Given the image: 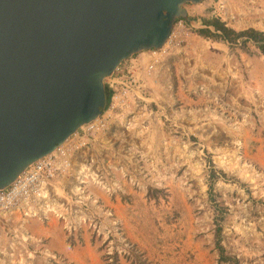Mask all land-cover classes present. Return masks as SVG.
<instances>
[{
  "label": "rangeland",
  "instance_id": "374dc122",
  "mask_svg": "<svg viewBox=\"0 0 264 264\" xmlns=\"http://www.w3.org/2000/svg\"><path fill=\"white\" fill-rule=\"evenodd\" d=\"M229 4L236 19L227 26L239 28L243 9L246 24L264 31V0ZM186 43L185 53L173 56L177 67L181 63L185 77L177 75L185 88L174 84L172 110L164 105L167 111L158 112L147 134L151 142L139 146L155 170L150 189L135 190L145 201L129 209L125 222L119 219L128 246L115 239L107 255L106 244L84 228L67 241L66 256L35 253L33 264H231L218 260L216 222L225 254L238 264H264V56L251 44L242 49L239 43H213L192 30ZM152 98H162L157 89ZM181 132L183 144H163ZM210 169L225 174L213 184V201L206 191ZM35 228L28 224L30 234ZM5 243L0 232V264L19 260L1 255ZM19 261L29 259L23 254Z\"/></svg>",
  "mask_w": 264,
  "mask_h": 264
},
{
  "label": "water",
  "instance_id": "95a60500",
  "mask_svg": "<svg viewBox=\"0 0 264 264\" xmlns=\"http://www.w3.org/2000/svg\"><path fill=\"white\" fill-rule=\"evenodd\" d=\"M199 1L0 0V188L99 115L103 78Z\"/></svg>",
  "mask_w": 264,
  "mask_h": 264
},
{
  "label": "built area",
  "instance_id": "2783aa9c",
  "mask_svg": "<svg viewBox=\"0 0 264 264\" xmlns=\"http://www.w3.org/2000/svg\"><path fill=\"white\" fill-rule=\"evenodd\" d=\"M232 9L229 0H211L208 14L228 25L236 19ZM189 36L188 23L178 17L165 42L159 48L147 49L150 59L139 53L123 60L106 76L108 96L103 111L81 124L53 151L29 163L9 185L0 188V232L7 242L1 255L20 260L26 254L29 259L26 264H33L35 253L56 257L30 234L28 224L32 219L46 222L55 218L67 241H75L84 228L89 229L106 244L107 255L113 253L110 245L113 240L124 241L119 218L110 207L102 205L94 189L108 198L124 194L125 183L133 190L150 189L148 178L155 169L151 158L139 146L151 142L147 134L158 112L163 111L165 104L171 110L173 106L152 98L144 76L157 77L165 70L169 79V59L185 53ZM170 125L177 127L174 122ZM183 137L181 132L162 142L183 144ZM123 245L128 246L125 242ZM19 260L5 263L2 260L1 264H25Z\"/></svg>",
  "mask_w": 264,
  "mask_h": 264
},
{
  "label": "crops",
  "instance_id": "0c3cea01",
  "mask_svg": "<svg viewBox=\"0 0 264 264\" xmlns=\"http://www.w3.org/2000/svg\"><path fill=\"white\" fill-rule=\"evenodd\" d=\"M211 0H200L199 2L193 3V2H187L182 6L184 16L183 18L188 23V26L190 29L194 32L195 29L203 27L201 18H210L208 14L209 9V3ZM244 0H239V3L242 4ZM195 13L200 14L195 15ZM240 14L242 15L239 21L236 22V25L239 26V28L234 29H244L249 27V24H246L248 22L247 20V13L243 9H239ZM209 42L216 43L218 41H212L208 39ZM141 54L143 58L150 59V51L149 50H141L131 55V57L136 56L137 54ZM178 59V56H177ZM174 58L172 57L169 59V67L171 70V75L167 79L166 74L167 72L165 70H162V72L157 76H144L145 83L149 89L152 90V95L156 93V89L158 91V96H162V98H158L160 101H164L169 105L172 99V94L169 88V84L172 85L171 89H174V84L176 88V84L180 83L181 88L180 90H183L184 84L179 82L178 73H180L181 77L184 78L185 75L183 74V69L181 66V63L177 64L174 63ZM179 86V85H178ZM182 92V91H181ZM165 95V96H164ZM167 95V96H166ZM178 99V98H177ZM166 105V104H165ZM168 107V106H167ZM164 109V108H163ZM168 109H170L168 107ZM171 110V109H170ZM164 112L167 111L166 109L163 110ZM162 111V112H163ZM167 113V112H166ZM124 189L126 195H124L127 199H124L120 196H115L113 198H108L103 192H101L98 189H94V193L99 197L102 205L110 207L113 212L116 214V216L122 220L126 221L131 215H129L128 211L129 209L135 207L139 201H145L144 199H140L142 197L141 192H137L133 190L128 184H124ZM139 197V199L136 200V198ZM142 201V202H143ZM31 225H35V229L32 232L31 235L36 239L41 240L43 246L50 252L57 254V255H67L68 254V248L69 243L67 242L66 235L64 230L61 227V224L55 220L54 218L50 217L46 222H40L35 219H32L29 221ZM33 233V234H32Z\"/></svg>",
  "mask_w": 264,
  "mask_h": 264
},
{
  "label": "trees",
  "instance_id": "16d2710c",
  "mask_svg": "<svg viewBox=\"0 0 264 264\" xmlns=\"http://www.w3.org/2000/svg\"><path fill=\"white\" fill-rule=\"evenodd\" d=\"M178 18V17H177ZM175 18L174 21L177 19ZM203 27L194 30L197 36L210 39L212 41H226L229 44L239 43L240 47L246 48L248 44L256 47L260 53L264 56V31L255 29L253 27H247L241 30H236L230 26L225 25L222 21L216 18H201ZM108 96V91L106 90ZM219 176L224 177V173L210 169L207 175V196L213 201L214 191L213 184ZM217 212H221V209L216 208ZM221 217V215H220ZM221 227L216 222L214 228V246L218 252V260L223 262H231V264H238L236 258L232 255L225 254V250L220 240ZM139 264H150L149 262H139Z\"/></svg>",
  "mask_w": 264,
  "mask_h": 264
}]
</instances>
